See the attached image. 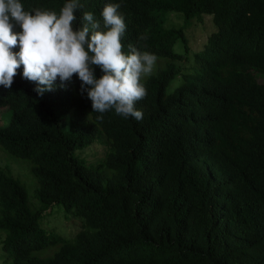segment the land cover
Listing matches in <instances>:
<instances>
[{
    "label": "trees",
    "instance_id": "1",
    "mask_svg": "<svg viewBox=\"0 0 264 264\" xmlns=\"http://www.w3.org/2000/svg\"><path fill=\"white\" fill-rule=\"evenodd\" d=\"M66 2L21 0L57 15ZM77 3L76 28L84 12L103 24L104 6L121 4L124 52L133 45L167 66L142 78L139 121L92 112L76 74L43 96L22 65L11 89L0 85V108L11 110L0 148L30 162L42 202L32 209L0 168V264H264V0ZM202 14L216 30L197 49L184 30ZM93 142L106 154L87 162L78 151ZM55 203L82 219L74 238L40 226Z\"/></svg>",
    "mask_w": 264,
    "mask_h": 264
},
{
    "label": "clouds",
    "instance_id": "2",
    "mask_svg": "<svg viewBox=\"0 0 264 264\" xmlns=\"http://www.w3.org/2000/svg\"><path fill=\"white\" fill-rule=\"evenodd\" d=\"M120 7L119 3L106 4L101 12L103 24L91 12H84L83 24L76 28L77 0H67L59 15L43 8L26 11L21 0H0V85L11 89L22 65V77L35 82L33 91L43 96L55 90L57 78L63 88L76 74L81 95L87 92L92 112L103 114L114 109L124 118L142 120V111L135 108V103L147 96L142 78L154 75L167 64L154 69L159 55L133 45L128 46L127 54L124 52L121 38L126 24ZM16 26L21 31H14ZM196 28L205 34L200 43L216 30L207 26ZM188 30L196 43L191 29ZM17 45L19 51L14 52ZM96 67L102 73L99 78L95 75ZM180 81L181 77L174 87Z\"/></svg>",
    "mask_w": 264,
    "mask_h": 264
},
{
    "label": "rangeland",
    "instance_id": "3",
    "mask_svg": "<svg viewBox=\"0 0 264 264\" xmlns=\"http://www.w3.org/2000/svg\"><path fill=\"white\" fill-rule=\"evenodd\" d=\"M204 17L203 21L199 23V26L216 29L212 21L210 14H202ZM172 16V15H171ZM170 16V17H171ZM173 22H178L179 19L176 16H172ZM190 23V22H189ZM191 34L195 39L196 43H200L205 34L201 33L197 28L191 30ZM185 35L188 36V44L193 48L202 47L203 43L197 45L189 35V30L185 31ZM208 36V35H207ZM206 40V38H205ZM167 64L165 58L158 57L154 69L157 67ZM264 76V73H260V76ZM258 81L264 82V77H258ZM175 81L172 82L169 87L173 88ZM6 109L5 107L0 108V113ZM11 117V110L8 108L1 113L0 125H7ZM79 156L83 157L87 162H96L102 160L106 154V146L103 143L93 142L91 145L84 147L82 151H78ZM0 168L13 175L17 178L21 184L25 187L30 207L32 209H39L42 207V202L39 200L37 195L38 181L37 178L31 172L30 162L26 159L19 158L11 155L7 150L0 148ZM40 226L46 229L49 233L59 234L65 238L72 239L76 233L81 229L82 219L74 215L73 211H66L60 204H53L47 207L39 220ZM1 249V248H0ZM54 249V248H53Z\"/></svg>",
    "mask_w": 264,
    "mask_h": 264
}]
</instances>
